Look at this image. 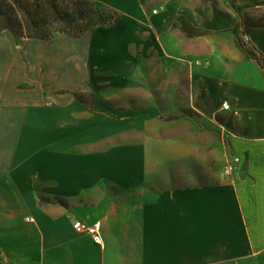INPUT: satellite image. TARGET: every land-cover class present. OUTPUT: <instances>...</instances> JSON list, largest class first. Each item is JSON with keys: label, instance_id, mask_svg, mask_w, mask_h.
<instances>
[{"label": "crops", "instance_id": "obj_1", "mask_svg": "<svg viewBox=\"0 0 264 264\" xmlns=\"http://www.w3.org/2000/svg\"><path fill=\"white\" fill-rule=\"evenodd\" d=\"M92 1L123 13L99 45L156 54L157 100L178 108L113 129L52 126L34 89L37 60L47 81V43L0 32V264H264V28L245 26L246 0ZM63 44L62 87L106 72ZM138 64L107 69L146 83ZM76 221L98 225L102 244Z\"/></svg>", "mask_w": 264, "mask_h": 264}, {"label": "rangeland", "instance_id": "obj_2", "mask_svg": "<svg viewBox=\"0 0 264 264\" xmlns=\"http://www.w3.org/2000/svg\"><path fill=\"white\" fill-rule=\"evenodd\" d=\"M73 1L74 0H65L68 6H73ZM97 4L103 7L112 8L123 16V13H121V11L119 12L115 7L100 3ZM245 7V12L243 13L244 24L251 28L264 26V0H246ZM107 27L114 26L97 27L100 30H95L96 32L91 34V37H94L91 44L83 42V44H85L84 47H73L72 45L79 42L64 34H57L55 37L47 41L37 39L31 40L37 45H44L47 43V48L50 49V55L47 57V81L43 80L40 76V69L43 68V65L42 61L37 60L34 89L36 90V94L45 93V95H47V115L52 116V126L61 124L60 121H63V124L67 121V125L70 129V126H74V122L78 121L80 123L83 122L85 127L88 124H93L99 125L101 130L104 128L113 129L117 126H123V119L127 117H132V119L135 120V118L138 117L137 114L139 112H148L149 118L147 121H160L161 119L157 116L156 111H165L166 109L163 105L166 104L172 108L177 107L176 103L170 101L164 103L163 101L157 100L158 95L156 93L154 79V68L157 62V55L152 53L111 54L105 52L104 48L99 45V41L101 38V29ZM91 31L84 35L85 41L86 39L88 41L89 33ZM192 31L193 30L191 29V32ZM192 34H195L194 31ZM246 40H248V38H246ZM62 43H66L63 45H65L64 49L68 51L69 56L72 54L75 55V52H82L84 59L83 64L92 69L98 67L101 69V72L103 70H106V72L95 73L92 75L93 80L91 81L89 79L82 90L79 88L73 89L69 86L67 88L62 87L59 84L60 80L57 75L58 72H56V67H58L59 61L63 59L65 55L59 53L53 48L55 45ZM138 63L143 67L140 72L143 79H148L146 83L140 84L137 82L136 84L133 78L125 80L122 75L119 76L117 73H108L109 70L107 68L110 69L111 67L119 66L122 69H132L136 66L138 67ZM20 88L23 89L29 87L21 85ZM78 97L82 98V101H80ZM93 99L95 100V107L93 105ZM185 112L188 114V109H185ZM162 120L165 119L162 118ZM166 121L170 120L167 118ZM84 132L85 133L83 134H78L79 141L86 142L91 138L90 133L86 132V130H84ZM68 137V140L71 143L73 141L72 138H75L76 136L72 132L71 134H68ZM112 142L113 144H117L122 141L121 138L108 141L109 144ZM101 144L103 145V143Z\"/></svg>", "mask_w": 264, "mask_h": 264}, {"label": "trees", "instance_id": "obj_3", "mask_svg": "<svg viewBox=\"0 0 264 264\" xmlns=\"http://www.w3.org/2000/svg\"><path fill=\"white\" fill-rule=\"evenodd\" d=\"M122 24L117 11L89 0H74L73 6L65 0H0V32L10 31L17 38L47 41L64 34L79 39L94 28ZM185 32L193 35L186 27Z\"/></svg>", "mask_w": 264, "mask_h": 264}, {"label": "built area", "instance_id": "obj_4", "mask_svg": "<svg viewBox=\"0 0 264 264\" xmlns=\"http://www.w3.org/2000/svg\"><path fill=\"white\" fill-rule=\"evenodd\" d=\"M158 11L156 10L154 13L156 14ZM224 109L225 110H229L230 106L225 104L224 105ZM240 162V159L237 157H233L232 160L226 165L225 169H224V173L227 177H232V175L235 173V171L237 170V166ZM74 228L75 230H77L78 232L81 233H89L91 235H93L95 241L98 244H102L103 239L100 233V227L98 225L95 226H90L82 221H76L74 224Z\"/></svg>", "mask_w": 264, "mask_h": 264}]
</instances>
